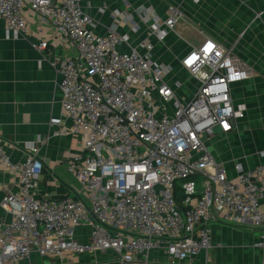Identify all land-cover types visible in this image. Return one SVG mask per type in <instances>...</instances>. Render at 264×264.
<instances>
[{
	"label": "built area",
	"instance_id": "obj_1",
	"mask_svg": "<svg viewBox=\"0 0 264 264\" xmlns=\"http://www.w3.org/2000/svg\"><path fill=\"white\" fill-rule=\"evenodd\" d=\"M27 13L53 31L31 45L59 79L61 109L49 124L55 133L68 124L83 139L67 165L79 194L38 196L37 150L15 161L0 137V167L18 178L17 191L0 202L10 217L0 220V264L30 261L33 254L58 264L74 255L97 264H150L153 253L177 264L207 251L212 226L222 222L260 228L255 247L264 264V163L236 164L229 178L206 145L244 117L245 106H234L230 91L252 69L233 47L205 39L187 51L180 59L187 84L165 78L169 68L151 59L149 42L139 45L144 51L130 47L115 26L96 34L81 0H0L9 36L27 38ZM180 16L169 5L163 24L172 28ZM49 46L75 54L58 57ZM82 224L90 231L78 239Z\"/></svg>",
	"mask_w": 264,
	"mask_h": 264
},
{
	"label": "crops",
	"instance_id": "obj_2",
	"mask_svg": "<svg viewBox=\"0 0 264 264\" xmlns=\"http://www.w3.org/2000/svg\"><path fill=\"white\" fill-rule=\"evenodd\" d=\"M169 5L181 11L172 28L163 24ZM81 7L92 17L96 34L103 35L108 27L115 26L119 34L129 38L130 47L144 51L139 45L149 42L151 59L169 68L167 80L190 83L180 59L205 39L233 47L252 69V76L233 84L230 91L234 106H245L244 117L236 120L229 133H215L206 145L229 178L235 177L236 164L248 169L264 163V0H81ZM156 18L161 22H155ZM26 19L30 30L27 38L9 36L0 19V137L15 161L37 150L43 163L38 196H76L79 184L67 165L82 151L83 139L71 134L68 124L57 133V127L49 124L61 109L59 79L31 45L49 39L53 31L30 13ZM161 31H166L162 39ZM129 46L120 47L127 50ZM48 48L58 57L75 54L71 47ZM17 181L15 175L0 167V202L9 192L17 191ZM260 209L264 210V195ZM9 218L0 207V220ZM89 231L90 226L82 224L76 229V237L85 239ZM260 231L250 224L215 223L209 249L177 264H261V250L255 247ZM31 259L18 264H58L36 254ZM150 264L168 263L153 253Z\"/></svg>",
	"mask_w": 264,
	"mask_h": 264
},
{
	"label": "rangeland",
	"instance_id": "obj_3",
	"mask_svg": "<svg viewBox=\"0 0 264 264\" xmlns=\"http://www.w3.org/2000/svg\"><path fill=\"white\" fill-rule=\"evenodd\" d=\"M180 195V194H178ZM181 196V195H180ZM32 262H37V260L35 258L31 259ZM68 264H97V260H90L88 259L86 256H79V255H74L73 259L67 261ZM98 264H106L103 262H100V260L98 259Z\"/></svg>",
	"mask_w": 264,
	"mask_h": 264
},
{
	"label": "trees",
	"instance_id": "obj_4",
	"mask_svg": "<svg viewBox=\"0 0 264 264\" xmlns=\"http://www.w3.org/2000/svg\"><path fill=\"white\" fill-rule=\"evenodd\" d=\"M180 197H181L180 195H177V199H178V201L180 200Z\"/></svg>",
	"mask_w": 264,
	"mask_h": 264
}]
</instances>
